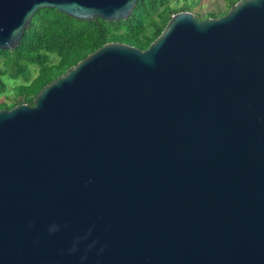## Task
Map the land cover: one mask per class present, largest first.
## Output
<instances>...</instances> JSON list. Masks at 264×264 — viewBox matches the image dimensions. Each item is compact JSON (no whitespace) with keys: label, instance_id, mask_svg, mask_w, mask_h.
Instances as JSON below:
<instances>
[{"label":"water","instance_id":"1","mask_svg":"<svg viewBox=\"0 0 264 264\" xmlns=\"http://www.w3.org/2000/svg\"><path fill=\"white\" fill-rule=\"evenodd\" d=\"M138 1L0 0V50L39 9ZM0 264H264V0L176 12L1 109Z\"/></svg>","mask_w":264,"mask_h":264},{"label":"trees","instance_id":"2","mask_svg":"<svg viewBox=\"0 0 264 264\" xmlns=\"http://www.w3.org/2000/svg\"><path fill=\"white\" fill-rule=\"evenodd\" d=\"M188 1L141 0L126 19L115 21H85L52 8L37 10L19 45L0 50V110L21 103L32 105L41 88L105 43L122 42L146 49L174 13L191 10ZM237 1L225 0L223 10H210L201 17H220ZM8 82L13 83L11 90Z\"/></svg>","mask_w":264,"mask_h":264},{"label":"rangeland","instance_id":"3","mask_svg":"<svg viewBox=\"0 0 264 264\" xmlns=\"http://www.w3.org/2000/svg\"><path fill=\"white\" fill-rule=\"evenodd\" d=\"M183 2V0H181ZM175 2L172 1L171 4H174ZM190 5V12L195 14L198 18L202 19V15L205 12H208L210 10H216L221 11L225 8V0H200L199 2H192V0L188 1ZM36 72H34L35 74ZM18 81H21L20 79ZM13 86L12 82H8L7 89L11 90V87Z\"/></svg>","mask_w":264,"mask_h":264}]
</instances>
